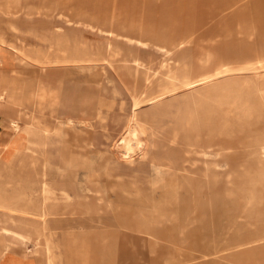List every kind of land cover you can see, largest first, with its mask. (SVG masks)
I'll return each mask as SVG.
<instances>
[{"label": "rangeland", "instance_id": "rangeland-1", "mask_svg": "<svg viewBox=\"0 0 264 264\" xmlns=\"http://www.w3.org/2000/svg\"><path fill=\"white\" fill-rule=\"evenodd\" d=\"M0 59V79L62 98L44 143L50 206L63 207L44 224L0 219L28 236L0 233L15 261L264 264V0H0ZM183 77L193 85L166 94ZM229 89L241 109L223 99ZM149 91L164 98L137 104ZM152 111L150 135L190 144L199 169L147 161V138L130 143L129 157L115 146L129 117L153 120ZM115 155L142 167L131 189Z\"/></svg>", "mask_w": 264, "mask_h": 264}, {"label": "crops", "instance_id": "crops-1", "mask_svg": "<svg viewBox=\"0 0 264 264\" xmlns=\"http://www.w3.org/2000/svg\"><path fill=\"white\" fill-rule=\"evenodd\" d=\"M1 62L2 60L0 59V63ZM189 80L192 83V80ZM180 87L181 86L179 84L178 86L174 87V89L171 88V91L169 90L168 92H166V94L172 95L176 93ZM32 88L34 90H32ZM237 90L235 92H238ZM30 92L33 94V96L36 93H39V95L41 96L33 98ZM43 94H48V96H45V98H43ZM145 94H148L149 96H146ZM28 95L29 98H31L30 100H28L29 98L26 99ZM162 98H164L163 93L149 91L145 92L142 95L141 99L139 98L140 100L137 102V104L154 106ZM29 102L33 103L29 104ZM35 103L38 105H35ZM61 104L62 98L60 97V95L57 92L47 89L45 86H39L37 84L31 83L26 79H19L12 75L8 78L5 77L4 79H0V196L3 197L6 195L8 196V198L13 197L12 203L15 207L27 206L25 199L28 198L29 188L31 186H38L39 182L41 181L47 182L50 186V156L45 148L44 142L45 140H47V138L49 139L53 128L56 126V115L58 113L57 107ZM233 107H235V109L237 110L241 109V107L236 104V102H234ZM32 111L36 112L38 123L29 122L27 114ZM2 114L4 119H1ZM159 114L160 113H158V111H152L149 116H151L153 120L149 121H147V119H136L133 115L131 116V118L129 117L124 124V128L122 131V134L124 135H120V142H118V140L115 141V146L117 145L118 147H121L122 152L124 154H127V156L129 157L130 153L125 152L124 144L140 143L143 139H145V137L143 136L150 133L153 126L158 122ZM134 122H137V126L139 127V129L144 132L143 135H140L139 133L133 135L132 137L129 136V130ZM129 138L133 139L130 140ZM166 141L167 140L160 139L159 143L164 144ZM130 146L132 148L134 147L133 145ZM135 147L137 148L139 146ZM145 158L148 161V158ZM14 159H16V162H14ZM56 159L58 163L59 173H65L66 165L68 163L67 143L65 138L61 139L60 136L57 140ZM124 159L126 158H123L120 155H115L114 168L118 170V181L120 183L122 182L126 184V186L131 189L133 185L136 184V181L138 182L140 180V172H142V167L141 165H138L134 169L123 168L120 166L119 160ZM194 159L195 161L193 167L199 169V155H195ZM36 173L37 177L35 176ZM13 179L16 182H13ZM31 200L34 201L33 199ZM37 202L40 203L41 212L45 213L43 214L44 219H42L36 213H34L33 215H25L18 210H14L15 212H13L12 210L3 208H0V219L6 218L8 220H26L30 221L31 223L33 222L44 224L46 223V219L49 216L60 213L59 209L55 210L52 208L53 206H50V192L45 195L38 196ZM142 232L146 233L148 231L146 230L145 232ZM0 233H13L17 238L21 240H25L28 238L26 234L14 231L4 226H0ZM64 233L65 237H70V234L68 232ZM8 251L9 250L7 245L5 244L4 239L0 236V264H32L28 262L21 263L15 261L11 257L12 253ZM83 262L86 263V261ZM68 264H72V262H69Z\"/></svg>", "mask_w": 264, "mask_h": 264}, {"label": "bare ground", "instance_id": "bare-ground-1", "mask_svg": "<svg viewBox=\"0 0 264 264\" xmlns=\"http://www.w3.org/2000/svg\"><path fill=\"white\" fill-rule=\"evenodd\" d=\"M51 3H54V2H51ZM53 5V4H52ZM55 6V5H54ZM49 7V6H48ZM46 8V7H45ZM50 8V7H49ZM55 8V7H54ZM48 9V8H47ZM50 10V9H49ZM53 10V9H52ZM43 12V11H42ZM49 12V11H48ZM173 83V82H172ZM193 85V83H191V81L187 78V77H183L181 80H180V88L178 89L179 91H184L186 89H188L189 87H191ZM36 87V86H34ZM31 89V88H30ZM174 89V87L172 88ZM32 90H34L32 88ZM44 90V89H43ZM177 90V91H178ZM31 91V90H30ZM171 91V90H170ZM31 93V92H30ZM35 93V91H34ZM44 93V92H42ZM177 93V92H176ZM32 94V93H31ZM49 94V93H48ZM48 94H43L42 97L45 98V96H48ZM175 94V93H174ZM235 94H238V92H233L231 89H229V91H227L226 93L223 94V99L227 102H229V105H234V101L233 99L228 101L230 99V96L232 95L233 97H236L237 95ZM146 95V94H145ZM148 95V94H147ZM146 95V96H147ZM173 95V94H172ZM240 95V94H239ZM33 96V94L31 95ZM35 96V97H34ZM33 96V98H36V97H40L41 95H39V93L35 94ZM149 96V95H148ZM231 96V97H232ZM26 97V96H25ZM142 97V96H141ZM140 97V99H141ZM208 97V96H207ZM29 98V95L26 99ZM24 99V98H23ZM31 98H29L28 100H30ZM139 99V100H140ZM27 100V101H28ZM37 100V99H36ZM26 101V100H25ZM34 101V100H33ZM92 101V100H91ZM31 102H29L30 104ZM33 103V102H32ZM31 103V104H32ZM41 104V103H40ZM28 105V103H27ZM35 105H38L35 103ZM37 108V107H36ZM86 108V107H85ZM195 108L197 109V111L199 112L200 115H203L202 113V107H201V102L200 100H197L195 102ZM28 116V119H29V122L30 123H38L37 121V117H36V112L35 111H32L30 113L27 114ZM26 118V117H25ZM159 122V121H158ZM158 122L154 125V126H157L158 125ZM37 125V124H36ZM33 126V125H32ZM133 128L131 131H129V136L132 137L136 132L138 131L139 133H142L144 134V132L141 131V129H139V127L137 126V122H134L133 123ZM153 126V128H154ZM152 130V129H151ZM148 139V142H149V146L153 152L151 151H146L145 149L146 148H142L141 146L137 147V149L140 151L141 149H144L145 152H146V157L148 158V161L149 162H156L158 164H160L161 166L163 167H167V168H177L179 170H182L184 169L186 165H188L189 167H193L194 166V157L195 155H198L197 152H194L191 148V145L190 144H186V145H168V144H165L167 141L169 142H172L171 140H167L164 144H160L159 143V139L155 138L153 135H150V133H148L147 135L145 134V139ZM130 140L133 139V138H129ZM259 148V147H258ZM124 149H125V152L128 153V152H131L133 151V148L130 146V144H124ZM174 149H180L179 151L183 150L184 152V156H168V150H171V151H174ZM158 151V152H157ZM163 151L165 152L166 151V154H161L163 153ZM260 151V150H259ZM263 152V151H262ZM216 153V152H215ZM159 154H161L160 156H158ZM217 154V153H216ZM140 155V154H139ZM260 157V156H259ZM222 158V157H221ZM261 158H264V157H261ZM216 159V158H215ZM218 160V159H217ZM152 165V164H151ZM216 165V164H215ZM156 171V170H155ZM158 171V170H157ZM156 171V172H157ZM170 172V171H169ZM35 176L37 177V173L35 174ZM254 177V176H253ZM22 178V177H21ZM249 179V178H248ZM10 180V179H9ZM8 180V181H9ZM13 182H16L14 179H13ZM12 183V182H11ZM10 183V184H11ZM4 184V183H3ZM9 184V183H8ZM16 184V183H15ZM17 186V185H16ZM24 186V185H23ZM22 186V187H23ZM51 187L48 185L47 182L45 181H41L39 182L38 186H34V187H30L29 188V193H28V198L25 199L26 201V207H15L13 206V200L12 198H8V196H0V208H3V209H8V210H12L13 212H15L14 210H18L19 212H21L22 214H28V215H33L34 213H36L37 215H39L42 219H44V215L45 213H42L41 212V206H40V203L37 202V197L38 196H42V195H45L47 194L48 192L51 193ZM88 191V190H87ZM11 192V191H10ZM56 192V191H55ZM20 193V192H19ZM15 195V194H14ZM20 197V196H19ZM24 197V196H23ZM63 197V196H62ZM31 199H33L34 201H32ZM22 200V199H21ZM45 200V198H44ZM20 201V200H19ZM19 201H18V204H19ZM21 202V201H20ZM63 205L62 203H60L59 205H54L52 208L57 210L59 209V211H61ZM72 243V242H71ZM68 245L70 246V241H68ZM48 246V245H47ZM46 246V247H47Z\"/></svg>", "mask_w": 264, "mask_h": 264}]
</instances>
